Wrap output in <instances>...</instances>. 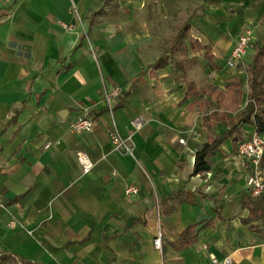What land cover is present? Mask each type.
I'll return each instance as SVG.
<instances>
[{
    "label": "crops",
    "instance_id": "0c3cea01",
    "mask_svg": "<svg viewBox=\"0 0 264 264\" xmlns=\"http://www.w3.org/2000/svg\"><path fill=\"white\" fill-rule=\"evenodd\" d=\"M186 24L193 62L181 70L180 53L168 51ZM248 27L250 62L264 43V0L0 2V264H211V253L264 264V237L242 204L247 170L231 140L210 156L209 171L194 173L198 149L226 129L205 121L216 108L210 90L247 79L251 46L238 67L227 61ZM190 38L203 48L194 50ZM201 61L222 86H184L181 79H194L183 73ZM112 84L123 88L114 113L121 133L145 117L133 136L135 157L112 150L111 117L101 111ZM84 108L94 129L74 134L69 121ZM79 151L95 162L88 173ZM129 183L138 195L126 196ZM193 225L195 239L181 244ZM159 229L161 250L153 242Z\"/></svg>",
    "mask_w": 264,
    "mask_h": 264
},
{
    "label": "trees",
    "instance_id": "16d2710c",
    "mask_svg": "<svg viewBox=\"0 0 264 264\" xmlns=\"http://www.w3.org/2000/svg\"><path fill=\"white\" fill-rule=\"evenodd\" d=\"M188 24L184 25L178 33L177 39L169 48V54L180 53L181 59L176 62L181 70H185L187 65L193 62L188 57V50L185 45V39L189 37L187 32ZM191 46L194 50L203 48L201 43L190 38ZM205 54L211 57L209 49ZM168 56H162L153 65V68H159L166 64ZM247 79L244 81L238 76L233 77L231 82L226 85L225 90L212 88L210 94L216 102V108L212 109L205 118L209 127L218 123L226 125V129L215 137H209V140L197 151L194 173H205L210 170V156L226 140H231L233 149L237 152L238 145L249 134L250 131L245 129L246 125L252 127V131H262L264 129V43L255 46V52L247 68ZM247 84L248 89L244 86ZM123 94V93H122ZM123 99L121 95L120 100ZM206 101L202 102L205 103ZM120 104L115 107V110ZM107 112V108H102ZM243 207L249 210V216L246 219L250 223L252 230L259 232L264 237V196L255 198L246 195L242 200ZM195 225L186 228L179 242L181 244L192 243L195 239Z\"/></svg>",
    "mask_w": 264,
    "mask_h": 264
},
{
    "label": "built area",
    "instance_id": "2783aa9c",
    "mask_svg": "<svg viewBox=\"0 0 264 264\" xmlns=\"http://www.w3.org/2000/svg\"><path fill=\"white\" fill-rule=\"evenodd\" d=\"M8 1L10 0H0V2ZM71 10L76 12V5L74 3L71 6ZM59 23L66 30H72L75 27L74 24L71 23L62 21H59ZM253 38L254 30L252 28H246L240 33L227 61L229 68H236L243 63ZM122 93L123 88L119 84H112L110 86L105 85L103 89L102 103L107 108V112L111 117L110 139L112 150L135 157V142L133 136L136 131L140 130L144 126L145 117L143 114L137 115L132 120L133 130L126 135L121 133L114 113L115 107L118 105ZM94 126L95 120L91 116L89 108H84L82 113L71 119L68 124L69 130L74 134L92 132ZM53 144L54 142L48 141L44 147L47 149ZM237 156L247 170V186L250 195L255 198L264 196V129L260 132L255 130L251 131L250 134L239 143ZM77 158L84 173L90 172L95 165L93 159L85 151H79L77 153ZM139 192L140 187L137 184L129 183L125 187V194L128 197L136 196ZM9 225L14 226V221H11ZM153 242L155 248L160 250L162 249L163 232L161 229L158 230ZM205 248L208 249L207 244H205ZM210 258L211 264H235L232 254H226L223 257H218L216 254L211 253Z\"/></svg>",
    "mask_w": 264,
    "mask_h": 264
},
{
    "label": "rangeland",
    "instance_id": "374dc122",
    "mask_svg": "<svg viewBox=\"0 0 264 264\" xmlns=\"http://www.w3.org/2000/svg\"><path fill=\"white\" fill-rule=\"evenodd\" d=\"M249 28V27H248ZM246 29V28H245ZM244 30V29H243ZM255 36V35H254ZM255 38V37H254ZM254 38H253V41L251 42V45L253 44L254 42ZM251 51H252V46L251 48L249 49L248 51V54L245 58V64L242 65V67L244 69H246V65L247 63L249 62L250 60V57H251ZM243 69V70H244ZM182 73V72H181ZM218 73V71H215L214 69H212L211 67H207L203 64V61H201V63H198L197 65H190L188 70L186 71V73H183L187 76H190L192 79V81H190V79H181V81L184 83V86L186 87V85L189 87V86H203V85H208V84H215L218 86L219 85H223V80L220 79V77H216L218 75H216ZM223 129V126H219L218 129L214 130V133L216 131H221ZM231 155V154H229ZM228 155V156H229ZM227 157V156H226Z\"/></svg>",
    "mask_w": 264,
    "mask_h": 264
}]
</instances>
